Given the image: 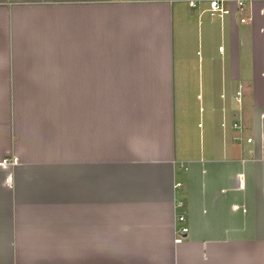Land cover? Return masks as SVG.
Returning a JSON list of instances; mask_svg holds the SVG:
<instances>
[{"label":"crops","instance_id":"1","mask_svg":"<svg viewBox=\"0 0 264 264\" xmlns=\"http://www.w3.org/2000/svg\"><path fill=\"white\" fill-rule=\"evenodd\" d=\"M211 1L0 0V264H264V0Z\"/></svg>","mask_w":264,"mask_h":264},{"label":"built area","instance_id":"2","mask_svg":"<svg viewBox=\"0 0 264 264\" xmlns=\"http://www.w3.org/2000/svg\"><path fill=\"white\" fill-rule=\"evenodd\" d=\"M191 4L194 6L195 3H191ZM239 4L241 6V9H243L244 3L240 2ZM210 10L213 11V12H224V8H223V5H222V2H220L218 0L211 1L210 2ZM242 21L245 22L244 19ZM238 96H240V93H238ZM239 103H240V101H239ZM263 117H264V115H263ZM233 127L236 130H241V126L238 123H235ZM239 139H240L239 137H236V138H234V141H238ZM247 143H249V144L253 143V139L252 138H248L247 139ZM4 163L6 164V161H4ZM179 186H180V184H179ZM177 206H178L179 209H183L185 204L183 202H179ZM177 221L180 224V228H179V231H178V237L176 239V242L177 243H181L186 238V236L189 233V227L187 225V216H186V214L185 213L179 214V216L177 218Z\"/></svg>","mask_w":264,"mask_h":264},{"label":"rangeland","instance_id":"3","mask_svg":"<svg viewBox=\"0 0 264 264\" xmlns=\"http://www.w3.org/2000/svg\"><path fill=\"white\" fill-rule=\"evenodd\" d=\"M180 212H181V211H180ZM180 212H179V213H180Z\"/></svg>","mask_w":264,"mask_h":264}]
</instances>
